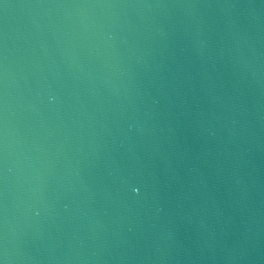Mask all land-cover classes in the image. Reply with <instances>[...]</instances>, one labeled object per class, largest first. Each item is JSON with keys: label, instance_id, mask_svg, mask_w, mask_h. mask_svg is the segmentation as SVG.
Returning a JSON list of instances; mask_svg holds the SVG:
<instances>
[{"label": "water", "instance_id": "obj_1", "mask_svg": "<svg viewBox=\"0 0 264 264\" xmlns=\"http://www.w3.org/2000/svg\"><path fill=\"white\" fill-rule=\"evenodd\" d=\"M0 262L264 264V0H0Z\"/></svg>", "mask_w": 264, "mask_h": 264}, {"label": "snow or ice", "instance_id": "obj_2", "mask_svg": "<svg viewBox=\"0 0 264 264\" xmlns=\"http://www.w3.org/2000/svg\"><path fill=\"white\" fill-rule=\"evenodd\" d=\"M137 191H138V189H137ZM0 264H2V262H0Z\"/></svg>", "mask_w": 264, "mask_h": 264}]
</instances>
